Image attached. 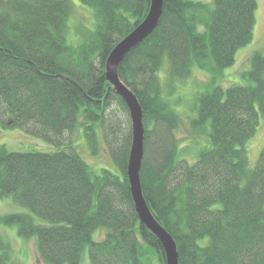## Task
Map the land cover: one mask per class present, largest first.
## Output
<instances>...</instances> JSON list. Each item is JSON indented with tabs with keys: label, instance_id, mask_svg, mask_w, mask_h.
Wrapping results in <instances>:
<instances>
[{
	"label": "trees",
	"instance_id": "16d2710c",
	"mask_svg": "<svg viewBox=\"0 0 264 264\" xmlns=\"http://www.w3.org/2000/svg\"><path fill=\"white\" fill-rule=\"evenodd\" d=\"M80 2L92 8L94 26L77 25L71 43L72 0H0V124L57 146L16 151L0 144V197L46 223L22 212L0 214V222L36 237L48 264H80L85 249L90 264H152L151 254L166 264L132 197L130 112L106 78L110 52L145 18L151 0ZM213 4L164 0L157 27L126 53L118 75L143 110V195L174 237L179 264H264V146L254 167L247 152L264 116V52L251 55L245 83L218 84L253 38L257 0ZM195 67L211 75L192 119L208 144L189 162L180 156V115L169 96ZM76 131L92 154L105 148L117 172L96 171L65 147ZM98 228L106 234L95 240ZM8 248L0 234V264H22Z\"/></svg>",
	"mask_w": 264,
	"mask_h": 264
},
{
	"label": "rangeland",
	"instance_id": "374dc122",
	"mask_svg": "<svg viewBox=\"0 0 264 264\" xmlns=\"http://www.w3.org/2000/svg\"><path fill=\"white\" fill-rule=\"evenodd\" d=\"M214 6L213 0H201ZM75 10L70 20L68 40L75 43L78 40L76 26L80 23H87L88 26H94L92 8L82 4L80 0H72ZM256 22L253 30L252 40L237 50L235 61L232 65L224 69L218 84L223 87L232 84H243L244 72L250 69L251 55L256 51L264 52V0H257L255 11ZM93 20V21H92ZM161 76L164 79L165 73L161 70ZM211 75L205 71L194 68L189 78L178 81L176 91L169 96L172 106L180 115L179 125L175 130L176 138L179 142L180 156L186 158L189 162L195 161L200 150L208 144V135L205 131L195 128L192 119L196 117L194 103L197 95L205 90L209 84ZM254 135L247 143L248 157L250 166L254 167L259 159L260 152L264 146V116L261 115L259 124ZM72 143L66 144L73 146L90 166L96 171L102 167H107L114 172L117 168L111 160L107 150L103 148L99 154L91 153L82 131H76L70 136ZM0 144H5L9 149L16 151H53L57 148L53 143L42 137L35 136L21 128H4L0 124ZM12 212L28 213L39 223H46V220L33 214L27 207L15 203L11 198L0 197V214ZM0 234L7 241L9 248L8 254L12 261H19L22 264H48L45 263L37 253L36 237L25 238L18 230L17 225H8L0 222ZM106 234V228H98L93 232V238L100 240ZM152 264H160L156 255H150ZM80 264H90L88 250L83 252Z\"/></svg>",
	"mask_w": 264,
	"mask_h": 264
},
{
	"label": "water",
	"instance_id": "95a60500",
	"mask_svg": "<svg viewBox=\"0 0 264 264\" xmlns=\"http://www.w3.org/2000/svg\"><path fill=\"white\" fill-rule=\"evenodd\" d=\"M164 0H151L145 18L125 35L110 52L106 61V78L117 95L121 96L128 106L132 121L133 139L131 144L127 174L131 185L134 205L139 220L150 230L162 245L166 264H179L177 243L172 234L154 216L143 195L140 169L144 156V122L143 110L133 90L118 75V70L126 53L140 44L157 27L162 16Z\"/></svg>",
	"mask_w": 264,
	"mask_h": 264
}]
</instances>
